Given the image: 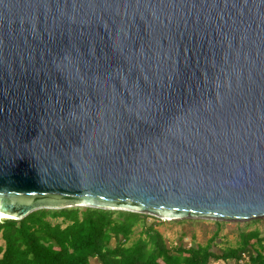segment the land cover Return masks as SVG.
Segmentation results:
<instances>
[{"label": "water", "instance_id": "1", "mask_svg": "<svg viewBox=\"0 0 264 264\" xmlns=\"http://www.w3.org/2000/svg\"><path fill=\"white\" fill-rule=\"evenodd\" d=\"M264 219V0H0V213Z\"/></svg>", "mask_w": 264, "mask_h": 264}, {"label": "trees", "instance_id": "2", "mask_svg": "<svg viewBox=\"0 0 264 264\" xmlns=\"http://www.w3.org/2000/svg\"><path fill=\"white\" fill-rule=\"evenodd\" d=\"M119 212V217H114ZM147 215L91 208L39 210L22 220L0 219V264H264L258 229L241 233L236 249L216 254L212 244L172 247L152 225L131 245ZM50 219H61L53 224ZM115 240L116 244H112Z\"/></svg>", "mask_w": 264, "mask_h": 264}, {"label": "rangeland", "instance_id": "3", "mask_svg": "<svg viewBox=\"0 0 264 264\" xmlns=\"http://www.w3.org/2000/svg\"><path fill=\"white\" fill-rule=\"evenodd\" d=\"M114 217H119V212H116ZM50 221L53 224L62 222L61 219H50ZM143 224L152 225L172 247L180 244H184L187 248L212 244V250L216 254H221L222 251L229 249H236L240 243L241 233L258 229L261 237L264 238V219L221 221L187 218L170 220L147 215L141 223L136 225L131 240L127 245H131L139 239L143 233ZM112 243L113 245L116 244L115 240ZM229 263L234 264V261L230 260ZM221 264L225 263L222 262Z\"/></svg>", "mask_w": 264, "mask_h": 264}, {"label": "bare ground", "instance_id": "4", "mask_svg": "<svg viewBox=\"0 0 264 264\" xmlns=\"http://www.w3.org/2000/svg\"><path fill=\"white\" fill-rule=\"evenodd\" d=\"M2 218H10V217H7L6 215L0 213V219Z\"/></svg>", "mask_w": 264, "mask_h": 264}, {"label": "crops", "instance_id": "5", "mask_svg": "<svg viewBox=\"0 0 264 264\" xmlns=\"http://www.w3.org/2000/svg\"><path fill=\"white\" fill-rule=\"evenodd\" d=\"M113 244V243H112ZM91 264H97L96 262L92 261Z\"/></svg>", "mask_w": 264, "mask_h": 264}, {"label": "clouds", "instance_id": "6", "mask_svg": "<svg viewBox=\"0 0 264 264\" xmlns=\"http://www.w3.org/2000/svg\"><path fill=\"white\" fill-rule=\"evenodd\" d=\"M6 219V218H5Z\"/></svg>", "mask_w": 264, "mask_h": 264}]
</instances>
